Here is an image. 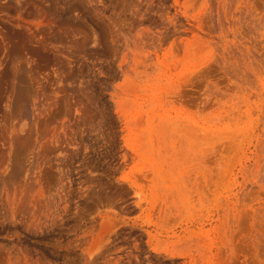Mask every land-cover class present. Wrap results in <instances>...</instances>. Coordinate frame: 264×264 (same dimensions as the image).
Segmentation results:
<instances>
[{"label":"rangeland","instance_id":"rangeland-1","mask_svg":"<svg viewBox=\"0 0 264 264\" xmlns=\"http://www.w3.org/2000/svg\"><path fill=\"white\" fill-rule=\"evenodd\" d=\"M0 264H264V0H0Z\"/></svg>","mask_w":264,"mask_h":264}]
</instances>
